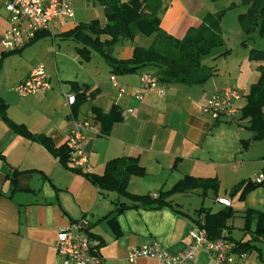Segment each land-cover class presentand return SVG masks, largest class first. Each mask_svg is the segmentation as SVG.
<instances>
[{
	"label": "crops",
	"instance_id": "crops-1",
	"mask_svg": "<svg viewBox=\"0 0 264 264\" xmlns=\"http://www.w3.org/2000/svg\"><path fill=\"white\" fill-rule=\"evenodd\" d=\"M63 1L72 4L71 0ZM161 5L157 14L160 28L178 40L188 29L198 27L206 14L225 12L232 6L242 7L238 0H162ZM242 8L222 15L223 40L228 26L238 33L240 28H235V21L245 10ZM226 16L229 21L224 24ZM69 21L59 17L38 39L17 51H5L1 39L10 22L7 13L0 11V100L7 105L6 120L0 116V264H62L54 250L56 232L68 228L76 232L81 224L83 229L77 233L84 230L94 238L103 264H132L127 261L128 252L152 242L158 243L170 255H176L189 246L188 232L197 227L194 222L200 219L199 214L203 211L214 214L230 208L233 215L234 200L245 203L242 229L248 236L234 239L230 225L232 216L227 222L230 228L223 230L226 231L225 240L232 245L233 241L252 242L253 246L264 244V239L254 234L256 212L264 213V199L257 198L260 196L258 187H264V183L240 199L238 192L230 194L241 182L253 181L264 173V140H252L248 122L241 118L249 87L259 78L257 67L264 65V61L249 59L248 53L254 49H245L243 54L247 56V71L238 63L232 78V68L224 65L222 71L212 69L214 75L203 83L164 86L165 94L159 97L157 90L143 91L140 86L141 75L153 74L156 68L144 67L134 73L114 75L95 52H91L87 62L81 61L74 49L77 45L61 36L78 25L67 27ZM97 21L105 24L104 17ZM142 36L117 43L113 56L127 61L135 47H149L152 37L143 36V39ZM57 37L72 44H56ZM95 56L104 61L108 80L101 81V72L105 70ZM37 64L44 67L49 78V92L22 97L15 88ZM112 76L116 77L118 87L111 86L109 79ZM231 86L239 95L233 102V107L238 109L234 119L214 120L200 110L211 96ZM119 89L123 90L121 95ZM91 91L96 92L92 99L81 101L76 98L72 107L66 105L65 94L76 97L77 93ZM135 96L141 99L136 100ZM243 98V105H238ZM93 106L104 113L112 108L120 112L121 121L111 126L108 135L102 134L100 124L92 115ZM83 121L99 132V135L85 132L90 174L102 175L109 160L134 157L145 174L129 179L126 191L132 196L156 200L186 176L215 178L217 193L201 188L173 192L163 195L170 207H141L113 192H100L84 177L83 170L76 169L81 171L78 173L69 163L63 166L42 144L11 126H23L32 136H43L58 149L67 145L66 139L75 125ZM223 186L224 196L221 195ZM179 195L202 198L201 206L192 207L187 202L189 208H186L177 202ZM206 198L211 199L212 205L203 203ZM216 198H228L231 204L223 207L215 202ZM134 205L138 206L132 208ZM122 206L131 209L111 214ZM214 206L218 208L213 209ZM247 212H250L248 219ZM111 219L117 226L116 232L109 222ZM255 248L260 251L257 246ZM194 257V264H210L204 247L198 249ZM134 264L158 262L137 259ZM233 264H264V256L261 252L256 257L248 252Z\"/></svg>",
	"mask_w": 264,
	"mask_h": 264
},
{
	"label": "trees",
	"instance_id": "trees-1",
	"mask_svg": "<svg viewBox=\"0 0 264 264\" xmlns=\"http://www.w3.org/2000/svg\"><path fill=\"white\" fill-rule=\"evenodd\" d=\"M99 3L103 8L105 24L92 20L86 24H78L72 30L62 33L65 39H70L77 46L76 55L81 61L87 62L91 52L97 53L107 63L110 72L116 75L134 73L144 67L156 68L154 76L161 85H195L208 80L214 75L212 68L201 65L202 56L207 55L211 49L222 46L223 38L220 29V20L224 11L216 14H206L198 27L187 30L180 40L172 37L160 28V19L157 14L161 9L162 0H92ZM240 5L245 8L238 14V23L241 31L247 37L257 32L258 37L264 38V0H239ZM34 35L31 42L38 39L41 34ZM152 37L149 47H135L131 57L127 60H118L113 56L114 46L127 40H133L137 35ZM249 59L264 61V50H250ZM258 68L259 78L257 82L249 87L246 103L241 108V118L247 120L248 131L252 133V140H264V65ZM95 91L77 93L76 98L81 101L94 97ZM6 106L0 100V116L6 120ZM92 115L102 128V134L108 135L111 126L121 121L122 116L117 108H112L104 113L97 107H92ZM10 123V122H9ZM18 133L32 138L42 144L54 157H57L63 166H67L69 156L68 147L64 145L58 149L43 136H32L23 126L11 124ZM102 175L83 173L84 177L94 184L100 192H113L118 196L129 199L132 203L137 202L141 207L155 206L161 208L169 206L164 196L173 192H187L192 189L212 190L217 193L218 182L213 179H195L186 176L177 182L171 190L160 194V198L150 200L148 197L130 195L127 193L129 179L133 176L142 177L144 168L139 165L138 159L134 157H118L105 163ZM77 171L76 169H74ZM81 172L80 170L77 171ZM264 175V173H262ZM256 184L253 181H244L234 188L231 195L238 192L239 199L253 191ZM164 195V196H163ZM134 205L132 208L137 207ZM131 209L122 206L111 214L120 213L122 210ZM202 212V211H201ZM199 212V213H201ZM250 212L246 213L248 219ZM257 221L255 235L264 239V213L256 212ZM195 225L204 229L211 240L219 238L223 230H227L228 220L232 217L230 208L222 209L214 214L203 211L198 215ZM113 230L117 226L113 219L109 220ZM233 251L236 253H248L255 248L252 242L233 241Z\"/></svg>",
	"mask_w": 264,
	"mask_h": 264
},
{
	"label": "built area",
	"instance_id": "built-area-1",
	"mask_svg": "<svg viewBox=\"0 0 264 264\" xmlns=\"http://www.w3.org/2000/svg\"><path fill=\"white\" fill-rule=\"evenodd\" d=\"M4 10L10 22V27L4 32L1 39V46L5 51H17L26 43L30 42L34 35L48 30L51 22L62 17L71 20L74 11L72 4L63 0H0V11ZM112 87H118L116 77L109 79ZM140 86L143 91H156L159 97L164 96L165 87L161 85L157 77L152 73H143L140 78ZM50 89L49 78L46 77L42 65L35 66L28 77L21 82L15 91L22 97L35 95V93H47ZM123 93L119 89V95ZM237 89L233 86L224 87L222 90L209 99L207 105L201 107L204 113L209 114L214 120L220 118L234 119L238 109L233 107V102L238 99ZM65 103L72 107L75 97L65 94ZM140 100V96H135ZM85 132H99L87 121L77 122L74 130L66 139L68 147V163L75 169H81L90 173L88 155L85 152L87 138ZM256 184L264 183V175L259 174L253 180ZM156 198V195H154ZM215 202L223 207L230 206L227 198H216ZM83 229L82 224L76 229H59L56 232L54 250L62 259V264H103L98 253L97 242ZM226 231H223L219 238L211 240L204 229L195 227L188 232L190 239L189 246L185 251L176 255H170L158 243L152 242L146 246H139L127 254V261L134 264L137 259H154L158 264H194L195 252L204 247L210 257V264H233L237 259L245 257V253L233 251V245L225 240Z\"/></svg>",
	"mask_w": 264,
	"mask_h": 264
},
{
	"label": "rangeland",
	"instance_id": "rangeland-1",
	"mask_svg": "<svg viewBox=\"0 0 264 264\" xmlns=\"http://www.w3.org/2000/svg\"><path fill=\"white\" fill-rule=\"evenodd\" d=\"M71 1L73 4V9H74V17L72 18V20L67 22L66 24L67 27H71L73 26V24H79V23L86 24V23H89L91 20H99L100 18L103 17V9L99 5V3H96L92 0H71ZM239 5H240V2H239ZM234 7L232 6V7H229L228 9H225V12L223 15H225L226 13H232V10L243 9L242 7L240 8H234ZM228 21H229V16H226L224 24ZM235 26H236L235 28L237 29L240 28L238 20L235 21ZM227 29L229 30L225 34V37L223 40L224 44L220 47L211 49L210 52L207 53V55L202 56L200 61H201L202 66H208L209 68H212V69L218 68L221 71L223 70L222 68L224 65H225L224 67H227L229 69L232 68L230 70L232 71L231 77L233 78L234 74L237 71L234 67L236 64L241 63V67L245 69V71L248 70V67H247L248 63L246 60L247 56L246 54L243 55L245 49H247V51H249L250 48L256 51L264 50V38H261V37L259 38L257 32L252 33L251 37L249 38L248 36L246 37L242 31H240L241 29H239L238 33H234L231 27L229 26ZM228 33L229 35H227ZM130 41H133V40H130ZM60 43H62V45H67V43L72 44V42L70 41H63L57 37L56 44H60ZM95 57L96 59H98V61L102 62L100 67L105 70L104 73L101 72V78H102L101 81L105 79L108 80V75L106 74V69H105L106 67H105L104 61H102L99 58V56H95ZM226 61H227V64L225 63ZM37 65H41V64H37ZM244 101H245V98H243L238 103V105H243ZM258 188H260V194H259L260 196H258L257 198L264 199V187H258ZM224 189H225V186H223L221 189L222 196L225 195ZM176 200L177 202H180L186 208L187 207L189 208V205H187V202H189V204H191L192 207H194L195 205V207L197 208L201 206L200 202H202V198L200 199L197 197L195 198L194 195H189V196L179 195V196H176ZM211 202L212 201L210 198H206L203 201V203L206 205H212ZM233 203H234V206H233L234 211L232 215L233 217L230 221V225H232L233 227L232 232H234L233 237L234 239H237V240L242 239V238L246 239L248 235H244L243 234L244 231L242 229V225H243L242 214H243V209L246 207L245 203L243 201L240 203L237 200H234ZM214 208L217 209L218 207L214 206L213 209ZM255 246H257V248H259L260 251H258L257 249L252 250L250 251V255L256 257L258 252H261V255L264 256V244L256 243Z\"/></svg>",
	"mask_w": 264,
	"mask_h": 264
}]
</instances>
